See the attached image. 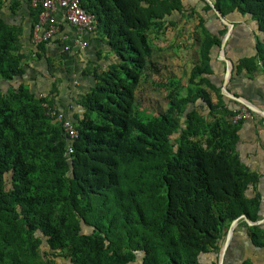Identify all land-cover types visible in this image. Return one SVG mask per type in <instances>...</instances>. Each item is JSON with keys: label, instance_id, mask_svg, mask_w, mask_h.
Returning <instances> with one entry per match:
<instances>
[{"label": "trees", "instance_id": "trees-1", "mask_svg": "<svg viewBox=\"0 0 264 264\" xmlns=\"http://www.w3.org/2000/svg\"><path fill=\"white\" fill-rule=\"evenodd\" d=\"M80 3L96 23L87 47L95 40L105 47L82 68L95 82L76 99L82 111L72 115L71 142L44 113L57 86L34 94L23 83L22 29L0 15V264H57V257L70 264H198L202 254L217 256L229 224L260 212V198L246 195L258 175L236 150L249 119L233 121L240 109L221 92V17H250L261 36L252 55L234 59L228 41L224 46L232 64L226 89L241 96L233 79L264 71V0H211L220 16L205 0ZM39 11L31 8V31ZM184 16L198 20L197 57L185 81L169 80L166 108L150 115L136 99L155 52L149 33ZM46 45L36 46V61H49ZM249 235L264 246V230L252 226Z\"/></svg>", "mask_w": 264, "mask_h": 264}, {"label": "crops", "instance_id": "crops-1", "mask_svg": "<svg viewBox=\"0 0 264 264\" xmlns=\"http://www.w3.org/2000/svg\"><path fill=\"white\" fill-rule=\"evenodd\" d=\"M187 1L192 2L193 0ZM0 2L2 19L8 24L16 25L22 29L21 50L26 55L23 81L28 80V83L33 84L35 88L44 86L50 89L55 84L58 89L55 102L70 118L74 114L81 113L82 108L77 104L76 99L79 94L89 90L95 82L92 76L83 74L82 68L86 61H95L96 52L100 48H104V44L95 40L83 50L71 48L69 51H65L53 41L46 45L45 55L49 61L47 62L45 57L36 61L34 59L36 47L31 43V8H34L32 0H0ZM229 19L226 20L233 23L227 40L229 55L237 59L254 54L256 37L261 38V36L254 34V23L251 18L233 14ZM74 33V29L64 24L60 34L65 35L69 40ZM100 63L105 64L103 60ZM263 84V67H258L249 74L245 73L235 77L231 88L240 93L241 96L236 97L264 112ZM241 104L236 101V104L231 103V107L234 110L240 109ZM253 113L252 118L244 121L238 131L239 140L236 150L249 169L258 175V180L249 186L246 195L249 198L255 196L260 198V212H258L256 220L248 218L245 213L234 219V223L232 224V221L229 224L226 234L220 242L218 255L216 256L212 252L202 254L198 264H264V246H256L249 235V228L252 226L264 230V177L262 176L264 121H260V117L264 118V116L256 112ZM230 228V235L227 237Z\"/></svg>", "mask_w": 264, "mask_h": 264}, {"label": "rangeland", "instance_id": "rangeland-1", "mask_svg": "<svg viewBox=\"0 0 264 264\" xmlns=\"http://www.w3.org/2000/svg\"><path fill=\"white\" fill-rule=\"evenodd\" d=\"M197 22L195 18L184 16L163 33H149L150 44L155 52L147 58V67L136 93L140 108L148 114L155 115L166 108L165 96L169 80L176 77L186 80L185 74H188L197 57L198 43L193 36ZM23 83L34 94H46L50 90L44 86L35 88L28 80ZM41 251L46 258L50 257L43 243ZM54 260L57 264H70L65 258L57 257Z\"/></svg>", "mask_w": 264, "mask_h": 264}, {"label": "built area", "instance_id": "built-area-1", "mask_svg": "<svg viewBox=\"0 0 264 264\" xmlns=\"http://www.w3.org/2000/svg\"><path fill=\"white\" fill-rule=\"evenodd\" d=\"M31 3L33 7L40 6L38 20L31 31V43L35 47L40 43L48 44L53 41L65 51L71 48L83 50L88 46L87 36L94 32L96 23L94 16L82 8L80 0H32ZM64 24L75 31L69 40L60 34ZM250 111L245 104H241L240 112L233 117V121L239 118L251 119ZM44 113L60 123L70 142L77 137L72 119L56 102L44 106ZM67 151L72 152L71 146H68ZM262 175L264 176V165Z\"/></svg>", "mask_w": 264, "mask_h": 264}, {"label": "water", "instance_id": "water-1", "mask_svg": "<svg viewBox=\"0 0 264 264\" xmlns=\"http://www.w3.org/2000/svg\"><path fill=\"white\" fill-rule=\"evenodd\" d=\"M206 2H208L212 7H213V4L211 3V0H205ZM213 10L214 12L220 16V13L219 11L213 7ZM221 21L223 22V24H225L227 26V31L226 33L224 34L223 38H222V42H221V50H220V53H219V58L225 63L226 65V69H225V74H224V77H223V82H222V86H221V92L223 94H225L227 97L233 99V100H236V101H239L241 102L242 104H245L251 111L253 112H256L258 114H262L264 116V112L258 110L256 107L252 106V104H250L249 102L239 98V97H236L235 95L231 94L227 89H226V85L229 81V78H230V75H231V67H232V64L231 62L226 58V56L224 55L223 53V48L226 44V41L228 39V36L230 35L231 31H232V28H233V23L232 22H229L227 21L226 19L222 18L221 17ZM243 217H245V215H243ZM234 223V220L232 222V224ZM231 224V225H232ZM231 227V226H230ZM230 231H231V228L230 230L228 231L227 233V237L230 235Z\"/></svg>", "mask_w": 264, "mask_h": 264}]
</instances>
